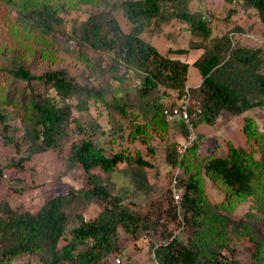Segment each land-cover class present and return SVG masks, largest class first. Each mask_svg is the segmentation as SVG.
I'll use <instances>...</instances> for the list:
<instances>
[{
    "label": "rangeland",
    "instance_id": "obj_1",
    "mask_svg": "<svg viewBox=\"0 0 264 264\" xmlns=\"http://www.w3.org/2000/svg\"><path fill=\"white\" fill-rule=\"evenodd\" d=\"M182 1L188 12L199 14L206 21L210 29L208 40L228 31L233 44L259 48L262 60L259 71L264 74V25L259 22L252 8L225 0ZM48 2L57 8L56 16L60 22L57 27L61 32L57 35L58 43L46 37L47 42L42 50L55 51L56 56H32L26 62L27 68L35 75L63 69L73 78L76 86L99 90L102 95L93 96L77 89L75 94L62 99L50 84L40 80H32L28 84L14 79L7 83L0 78V84L12 96L11 104H0V110L7 116V130L0 129V221L10 212L35 213L48 199L62 197L61 209L66 221L57 243L56 250L60 254L61 247L70 239L69 231L77 223L78 216L88 220L102 210L104 201L90 197L85 192L92 183H102L111 195H122V203L145 217L147 224L157 220L158 227L156 231L150 227H140L133 234L117 227L116 250L103 257L99 264H159L154 251L167 240L160 236L161 223L166 224L169 239L175 236L185 241L187 237V229L180 220L181 210L177 212L173 207L171 196V182L176 168L169 163L166 155L171 148L177 153L181 152L188 139L178 123L168 124L166 129H153L150 125V110L144 102L159 101L163 110L178 100L179 93L158 85L147 98H143L138 93L139 77L124 62L115 58L111 50L92 47L79 37L77 28L88 16L98 13L106 18H114L119 29L128 32L131 23L123 14L121 0L91 4L80 0ZM172 6L171 1H164L160 4V10L168 12ZM140 38L149 42L162 55L168 54V49L187 48L190 40H200V37L189 33L186 23L175 18L160 20L158 25L152 23L145 26ZM0 46L1 68L8 66L12 57L4 49L1 36ZM201 51L191 49L185 55L170 54L188 62L184 85L190 88L196 87L201 80L199 71L191 64ZM32 94H38L39 99L65 105L68 110L59 131L53 135L52 145L42 149L39 148L42 145L41 138L36 137V132H40L42 126L36 121L37 114L29 107ZM260 99L261 106L236 115L221 111L210 123L204 119L196 123L195 137L190 143L196 141L198 158L223 156L228 142L249 150L250 144L245 141L241 131L244 116L255 119L257 129L264 138V96ZM136 127L139 130L135 134L133 132L134 137L130 139L128 134ZM84 139H90L95 146L101 147L107 156L118 151L130 157L138 154L148 164L140 166L119 162L110 172L94 167L85 173L71 158V146ZM259 155L258 151L254 152L255 158H259ZM131 173L137 175L134 183L129 179ZM180 177H186L181 169L176 172V180ZM203 185L211 204L223 199V192L205 176ZM179 192L181 194L182 187ZM171 207L176 212L175 221L169 220ZM225 217L222 224L229 247L221 251L220 257L226 262L234 259L238 264H264V225L253 203L247 200L230 214H225ZM3 238L5 241L0 240V249L13 241L10 235ZM256 238L262 243L259 262L253 254ZM86 245L78 249L82 250ZM49 254L47 249H31L11 256L9 261L10 264H45ZM56 264L73 263L58 259Z\"/></svg>",
    "mask_w": 264,
    "mask_h": 264
},
{
    "label": "trees",
    "instance_id": "obj_2",
    "mask_svg": "<svg viewBox=\"0 0 264 264\" xmlns=\"http://www.w3.org/2000/svg\"><path fill=\"white\" fill-rule=\"evenodd\" d=\"M80 1L91 4L108 0ZM164 1H171L173 5L168 12L160 10V4ZM225 1L252 8L259 22L264 25V0ZM51 5L48 0H0V36L4 49L12 57L8 66L0 68V78L7 83L14 79L28 84L32 80H40L50 84L62 99L75 94L77 89L101 97L99 90L76 86L73 78L63 69L35 75L27 68L26 62L32 56H56L55 51L42 50L47 42L46 37H50V41H57V35L61 32L57 27L60 23L56 16L57 8ZM120 5L125 18L131 23L128 32H122L114 18H106L100 13L88 16L77 31L79 37L92 47L111 50L115 58H119L139 77L138 93L143 98H147L158 85L180 93L189 64L170 54L185 55L191 49H200L202 51L191 63L201 75L200 83L190 90L201 107V114L194 121V126L201 119L210 123L221 111L236 115L262 105L260 97L264 96V74L259 71L262 61L259 48L233 44L228 31L208 40L210 29L206 21L199 14L188 12L182 0H121ZM170 18L186 23L189 33L200 37V40H190L187 48L168 49V54L162 55L149 42L141 39L140 33L145 26L152 23L158 25L160 20L167 21ZM11 103L10 91L0 84V104ZM144 104L150 110V125L153 129H166L171 123L182 126L179 121L164 120L159 101H145ZM29 107L37 114L36 121L42 126V130L36 132V137L42 141L39 148L52 145L53 135L59 131L68 115L67 108L47 99H39L38 94H32ZM120 110H123V106ZM6 117L0 110L2 131L7 130ZM180 128L185 133L184 127ZM138 130L136 127L128 137L133 139ZM241 131L245 141L250 144L249 150L228 142L223 156L198 158L197 144L193 141L179 153L174 148L167 152L169 163L178 166L186 175L185 178H178L176 187H182L180 220L187 229V237L185 241L175 236L169 239L166 224L161 223L160 236L167 240L155 248L154 257L159 264H238L234 259L226 262L220 257L221 251L229 247L225 241L226 231L222 220L226 219L225 214H230L247 200L253 203L264 225V138L257 129L255 119L250 116L243 117ZM71 148L72 160L85 173L94 167L110 172L119 162L140 166L148 164L138 154L130 157L118 151L107 156L90 139L73 144ZM256 151L260 154L259 158L254 156ZM204 176L223 192L221 201L211 204L207 200ZM129 179L134 183L137 175L131 173ZM85 192L90 197L104 201V206L92 219L82 220L78 216L77 223L69 231L70 239L61 247L60 254L56 250L57 243L66 221L61 209L62 197L48 199L35 213H7L5 219L0 221V240L5 241L2 238L10 235L13 241L0 249V264H10L11 256L31 249L50 251L45 264H56L58 259L73 264H99L103 257L116 250L117 227L131 234L140 227H150L156 231L157 220L147 224L145 217L122 203V195H111L106 185L94 182ZM173 207L176 209L175 205ZM174 208H169L170 221L176 220ZM88 241L90 243L86 245ZM81 245L86 246L80 250L78 247ZM254 246L253 254L259 262L261 241L256 238Z\"/></svg>",
    "mask_w": 264,
    "mask_h": 264
},
{
    "label": "built area",
    "instance_id": "obj_3",
    "mask_svg": "<svg viewBox=\"0 0 264 264\" xmlns=\"http://www.w3.org/2000/svg\"><path fill=\"white\" fill-rule=\"evenodd\" d=\"M200 114V103L192 96L188 86H184L182 88L179 93L178 100L174 104L168 105L162 110V116L166 122L179 121L184 127L188 142L183 145L182 150L194 139V121ZM175 168L176 169L171 182V196L176 210L179 212L181 195L179 188L176 187V172L179 170V168L178 166H175Z\"/></svg>",
    "mask_w": 264,
    "mask_h": 264
},
{
    "label": "clouds",
    "instance_id": "obj_4",
    "mask_svg": "<svg viewBox=\"0 0 264 264\" xmlns=\"http://www.w3.org/2000/svg\"><path fill=\"white\" fill-rule=\"evenodd\" d=\"M185 86V85H184ZM190 88V87H189ZM190 90H191V88H190Z\"/></svg>",
    "mask_w": 264,
    "mask_h": 264
}]
</instances>
